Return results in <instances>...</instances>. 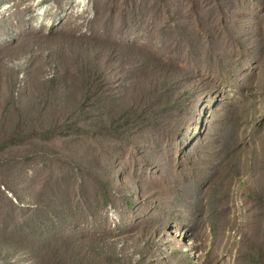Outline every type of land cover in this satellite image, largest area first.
<instances>
[{"label": "rangeland", "instance_id": "obj_1", "mask_svg": "<svg viewBox=\"0 0 264 264\" xmlns=\"http://www.w3.org/2000/svg\"><path fill=\"white\" fill-rule=\"evenodd\" d=\"M0 264H264V0H0Z\"/></svg>", "mask_w": 264, "mask_h": 264}]
</instances>
